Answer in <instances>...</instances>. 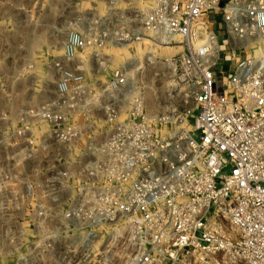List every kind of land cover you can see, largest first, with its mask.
<instances>
[{"label": "built area", "instance_id": "built-area-1", "mask_svg": "<svg viewBox=\"0 0 264 264\" xmlns=\"http://www.w3.org/2000/svg\"><path fill=\"white\" fill-rule=\"evenodd\" d=\"M147 1L56 0V20L77 23L54 63L56 106L42 110L48 128L36 160L20 131L0 160V260L111 264L114 248L123 264H264V0H152L142 12L137 5ZM210 12L220 14L235 63L227 76L217 69L224 49ZM146 33L159 43L179 39L170 59L195 86L189 132L162 134L167 118L146 112L124 68L94 99L72 68L87 49ZM97 98L109 128L68 122ZM33 162H56V176L28 182ZM34 191L29 219L24 205Z\"/></svg>", "mask_w": 264, "mask_h": 264}, {"label": "rangeland", "instance_id": "rangeland-1", "mask_svg": "<svg viewBox=\"0 0 264 264\" xmlns=\"http://www.w3.org/2000/svg\"><path fill=\"white\" fill-rule=\"evenodd\" d=\"M153 5V1L148 0L137 7L146 12ZM206 20L224 49L217 69L227 76L235 63H229L226 42L222 43L224 31L220 14L210 12ZM74 23L77 22L56 20V0H0V160L15 150L19 131L28 140V149L36 160V148L48 128L42 110L46 106H56L55 87L59 74L54 63L62 54L66 31ZM112 26L116 27L117 23L112 22ZM149 36L146 33L143 39L126 44L128 47L124 50L110 42L96 49H87L72 68L77 67L84 74L89 86L85 92L86 99H94L98 92L96 88L110 80L116 69L124 68L134 82L135 94L141 98L146 112L157 118H167V124L157 127L161 128L162 134L189 132L195 86L182 81L178 68L170 59L181 51V48H176L179 39L173 38L171 47L164 48ZM237 55L241 53L237 52ZM91 58L93 64L89 65ZM98 104L97 98L96 104L87 111L82 113L76 109L70 112L68 122L77 128H109ZM27 166L28 182L56 176V162L51 165L33 162ZM8 168L15 174L18 166L10 162ZM37 202L38 195L34 191L24 205L27 218L32 215ZM107 251L108 262L123 264V260L118 258L122 253L120 250L112 248ZM6 263L10 264L0 260V264Z\"/></svg>", "mask_w": 264, "mask_h": 264}, {"label": "bare ground", "instance_id": "bare-ground-1", "mask_svg": "<svg viewBox=\"0 0 264 264\" xmlns=\"http://www.w3.org/2000/svg\"><path fill=\"white\" fill-rule=\"evenodd\" d=\"M160 44H162L163 45V47L164 48H170L171 46H170V43H160ZM167 44V45H166ZM118 46H120V47H122V49L124 50V49H126L128 46L126 45V44H117ZM176 48H178V49H180V45L179 44H177L176 45Z\"/></svg>", "mask_w": 264, "mask_h": 264}, {"label": "water", "instance_id": "water-1", "mask_svg": "<svg viewBox=\"0 0 264 264\" xmlns=\"http://www.w3.org/2000/svg\"><path fill=\"white\" fill-rule=\"evenodd\" d=\"M219 90V89H218Z\"/></svg>", "mask_w": 264, "mask_h": 264}]
</instances>
